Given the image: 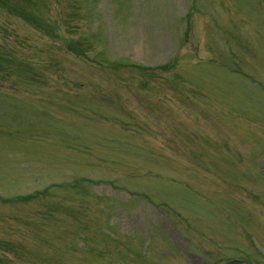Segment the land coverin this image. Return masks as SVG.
Segmentation results:
<instances>
[{"label":"rangeland","instance_id":"obj_1","mask_svg":"<svg viewBox=\"0 0 264 264\" xmlns=\"http://www.w3.org/2000/svg\"><path fill=\"white\" fill-rule=\"evenodd\" d=\"M0 264H264V0L0 3Z\"/></svg>","mask_w":264,"mask_h":264},{"label":"trees","instance_id":"obj_2","mask_svg":"<svg viewBox=\"0 0 264 264\" xmlns=\"http://www.w3.org/2000/svg\"><path fill=\"white\" fill-rule=\"evenodd\" d=\"M0 3L6 4V0H0Z\"/></svg>","mask_w":264,"mask_h":264}]
</instances>
